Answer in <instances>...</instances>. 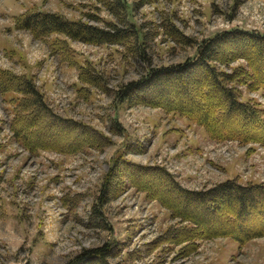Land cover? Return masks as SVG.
I'll return each instance as SVG.
<instances>
[{"label":"rangeland","instance_id":"374dc122","mask_svg":"<svg viewBox=\"0 0 264 264\" xmlns=\"http://www.w3.org/2000/svg\"><path fill=\"white\" fill-rule=\"evenodd\" d=\"M125 1L128 20L121 23L89 0H0V70L32 78L54 117L92 131L96 139L67 153L61 147L72 145L76 131L63 125L41 127L56 150L31 152L11 130L15 118L11 101L19 96L0 94V264H66L83 250L106 243H116L109 264H264V237L243 244L225 237L197 241L198 247L188 254L181 250L186 243H167L165 235L180 233L187 222L173 217L127 177L111 188L112 198L101 208L104 227L101 221L89 219L116 159L120 164L164 168L188 190L209 189L229 179L264 184V147L210 140L203 129L179 114L151 106L163 102L162 96L148 93L152 88L134 93L133 103L122 102L117 94L129 82L146 77L150 68L184 63L194 56L198 44L219 32H264V0ZM34 8L104 29L108 23L137 28L145 35V56L131 54L122 45H88L62 36L37 41L14 27L16 17ZM171 29L189 42H177L168 35ZM55 38L67 41L78 67L70 68L51 56L49 45ZM245 48L224 47L229 54ZM245 63L215 64L230 74L233 67ZM79 67L101 79L100 85L81 82ZM237 89L243 100L255 101L264 110L261 91ZM196 91L191 86L184 99ZM169 98L174 104L182 99L175 93ZM233 121L229 130L241 122L235 117ZM157 184L170 204H184L177 194L165 193L164 181L158 179ZM262 221L252 217L239 226L255 230ZM220 229L227 227L211 228Z\"/></svg>","mask_w":264,"mask_h":264},{"label":"trees","instance_id":"16d2710c","mask_svg":"<svg viewBox=\"0 0 264 264\" xmlns=\"http://www.w3.org/2000/svg\"><path fill=\"white\" fill-rule=\"evenodd\" d=\"M89 1L102 5L121 23L127 22L129 5L125 0ZM91 17L94 18L92 20H98L93 15ZM14 27L15 30L30 33L37 41L45 42L52 36H62L66 40L88 45H122L131 54L145 56V35H140L137 28L123 29L108 23L104 29L82 21L68 20L60 14L41 12L35 8L26 10L16 17ZM130 27H133V24H130ZM168 35L180 44L189 42L178 30L171 29ZM224 44L233 48H246L244 51L229 54L224 49ZM49 49L51 56L59 58L62 63H67L70 68L78 67L69 52L67 41L55 38L50 43ZM239 60H244L246 63L233 67L230 74L216 66L218 64L230 67L233 62ZM78 70L81 82L93 86L100 85L101 79L97 80L95 76L85 73L84 67H79ZM199 70L205 75L200 77L198 73L195 74ZM170 78L173 80L171 81ZM191 86H195L197 91L184 99ZM238 86H245L250 92L261 91L264 94V32L240 29L219 32L198 44L194 56L184 63L150 68L146 77L129 82L117 94L122 102L133 103L136 99L134 93L152 88L148 93L153 98L159 99L162 96L163 102H154L151 106L179 114L191 125L203 129L210 140L217 143L234 141L245 146L254 144L264 147V110L258 107L255 101L243 100L237 89ZM12 93L20 98L11 101L15 106V118L11 130L27 150L31 152L56 150L47 134L42 133L41 127L44 129L63 125L76 131L74 135L76 142L72 140L71 146L58 144L62 149L66 148L62 151L67 153L80 151L96 140L92 131L83 127L76 128L77 124L60 121L54 117L44 104L43 95L34 85L32 78L0 70V94L5 96ZM170 93H175L182 99L174 104L169 98ZM234 117L241 122L229 130L234 124ZM40 122H43V126L39 125ZM257 128L258 131L253 130ZM249 131L253 132L249 133ZM123 163L120 164L116 159L107 173L102 184L101 196L92 206L89 215L92 222L101 221L99 225L104 227L101 208L112 198L111 188L117 187L121 184V180L127 177L130 183L144 191L149 199L159 201L171 211L173 217L181 222H187L188 226L180 233L166 234L164 237L167 243L173 245L186 243L181 248L185 254L198 247L197 241L225 237L243 244L254 238L264 237L263 183L240 184L236 179H229L209 189L188 190L176 182L164 168L142 167L126 161ZM157 178L166 183L165 193L171 191L177 194L184 204L180 206L170 204V198L160 190ZM190 207H197V210ZM252 217L263 219L257 229L251 230L239 226L240 222ZM217 225L225 226L227 230H211L212 227H218ZM115 247L116 243H106L101 247L83 250L66 264H109V258L113 257Z\"/></svg>","mask_w":264,"mask_h":264},{"label":"bare ground","instance_id":"6f19581e","mask_svg":"<svg viewBox=\"0 0 264 264\" xmlns=\"http://www.w3.org/2000/svg\"><path fill=\"white\" fill-rule=\"evenodd\" d=\"M47 140V139H46ZM49 142V141H48Z\"/></svg>","mask_w":264,"mask_h":264}]
</instances>
